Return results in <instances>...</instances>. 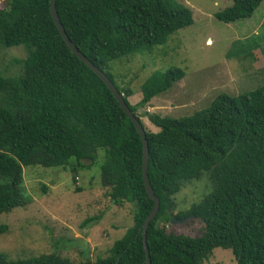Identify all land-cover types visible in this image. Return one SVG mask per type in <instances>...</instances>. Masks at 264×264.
<instances>
[{"label":"trees","instance_id":"obj_1","mask_svg":"<svg viewBox=\"0 0 264 264\" xmlns=\"http://www.w3.org/2000/svg\"><path fill=\"white\" fill-rule=\"evenodd\" d=\"M230 1L215 13L221 22L251 17L262 0ZM55 6L69 39L110 78L134 115L159 129L146 130L147 176L159 198L146 230L150 264H205L216 247L230 249L237 264H264V85L220 93L209 106L177 119L138 114L183 70L154 71L141 85V101L131 105L133 92L115 83L109 62L163 44L193 23L190 9L176 0H55ZM20 46L26 54L13 60L18 72L0 68V214L28 203L24 167L69 166L74 178L102 151L101 185L117 206L134 205L133 224L106 256L81 264H148L142 225L154 202L144 187L143 146L134 124L64 42L50 0H9L0 8V50ZM204 174L210 192L174 214L183 185ZM189 215L202 224L199 235L166 230L172 218ZM0 264L71 263L52 252L0 257Z\"/></svg>","mask_w":264,"mask_h":264},{"label":"rangeland","instance_id":"obj_2","mask_svg":"<svg viewBox=\"0 0 264 264\" xmlns=\"http://www.w3.org/2000/svg\"><path fill=\"white\" fill-rule=\"evenodd\" d=\"M8 1L0 0V8ZM176 1L190 9L191 25L169 35L161 45L109 62L115 83L133 92L128 96L131 105L141 101V85L154 71L183 70L180 80L139 107L138 114L146 111L177 119L209 106L220 93L238 95L264 85V0L251 17L229 23L216 19L215 13L230 6V0ZM25 54L22 46L0 50V68L17 73L19 65L13 60ZM140 119L145 130H159L147 117ZM103 159L99 151L93 165L79 169L74 178L69 166L24 167L28 203L0 214V257L17 260L56 252L71 264H81L106 256L133 224L134 205L112 202L101 185ZM210 190L205 174L186 183L175 196L173 213L187 210ZM181 220L166 223V230L190 236L201 233L198 220L187 216ZM205 264L237 263L230 249L216 247Z\"/></svg>","mask_w":264,"mask_h":264},{"label":"water","instance_id":"obj_3","mask_svg":"<svg viewBox=\"0 0 264 264\" xmlns=\"http://www.w3.org/2000/svg\"><path fill=\"white\" fill-rule=\"evenodd\" d=\"M50 12L52 19L54 21V24L56 25L60 35L62 36L64 42L67 44V46L70 48V50L83 62L85 63L92 71H94L97 76L103 81V83L107 86V88L112 92L128 118L132 121L134 124L138 134L140 135L142 146H143V160H142V178H143V183L145 190L149 196L154 202L153 209L149 213V215L146 217L144 220V223L142 225L143 228V247L145 250L146 254V262L150 264V255H149V249L147 246V241H146V230L148 228V224L151 220H153L159 210V198L157 195L154 193L153 188L150 185V182L148 180L147 176V169H148V140L146 137V130L143 126V123L141 120H139L132 110L129 108L128 104L124 100L123 94L120 93L115 86V84L110 80V78L97 66H95L78 48L77 46L69 39L67 33L65 32L63 25L58 17L56 6H55V0H50ZM187 217H190L187 216ZM177 221H182L181 219H176L172 218L171 222H177Z\"/></svg>","mask_w":264,"mask_h":264}]
</instances>
